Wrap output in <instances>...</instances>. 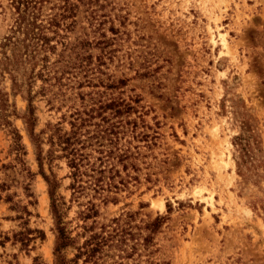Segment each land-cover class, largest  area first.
<instances>
[{
    "label": "rangeland",
    "instance_id": "374dc122",
    "mask_svg": "<svg viewBox=\"0 0 264 264\" xmlns=\"http://www.w3.org/2000/svg\"><path fill=\"white\" fill-rule=\"evenodd\" d=\"M99 4L103 8L98 15L103 16L93 21L95 27H88L80 12L78 28L66 39L91 40L104 33L114 39L111 57L99 62V50L91 49L85 76L58 80L52 67L60 49L57 44L53 54L46 53L43 74L50 77L44 82L34 78L31 86L33 132H43V154L48 149L46 138L59 130L68 132L77 111L91 110L96 116L100 102L110 97L127 101L137 96L135 116H142L152 139L147 144L131 142L137 170L128 172L137 180L116 195V204L100 205L96 220L105 223L129 214L138 225L164 216L149 248L155 263L264 264V0H99ZM12 12L9 0H0V40L9 34ZM100 21L104 24L97 27ZM110 24L119 30L117 36L107 31ZM40 66L37 63L34 74ZM6 72L0 77L6 119L24 148V169L33 176L30 181L24 178L25 171L10 152L7 127L0 126V185L5 186L0 191V264H35V257L37 264H54L47 188L19 119L26 102L20 94H12ZM117 79H126L125 86L106 89ZM239 121L249 127L244 158H252L240 168L241 175L235 168V158L241 156L233 141L240 132ZM97 122L98 117L92 119L83 131L92 130L91 124ZM49 170L58 180L55 194L62 198L63 222L73 237L80 231L79 212L89 196L71 198L64 158H54L50 164L44 159L42 171L49 175ZM26 183L33 206L24 196ZM13 204L27 205L31 213L27 225L22 224L24 217L15 218ZM24 228L41 230L43 240L27 247L12 242V234ZM74 254L72 248L64 253L67 260ZM146 259L143 253L138 264H147Z\"/></svg>",
    "mask_w": 264,
    "mask_h": 264
},
{
    "label": "trees",
    "instance_id": "16d2710c",
    "mask_svg": "<svg viewBox=\"0 0 264 264\" xmlns=\"http://www.w3.org/2000/svg\"><path fill=\"white\" fill-rule=\"evenodd\" d=\"M9 5L13 10V17L9 34L0 40V77L3 71H7L12 94H20L26 102L19 119L33 147L38 174L47 188L49 212L53 217L54 264H68L78 260L81 264H138L143 253L147 256L145 260L147 264H164L153 262L150 259L153 251L149 249L152 246L153 236L165 220L164 216L157 215L151 220L139 221L138 225L134 224L132 215L129 214L109 219L105 223L96 220L100 214V205L116 204L118 201L116 195L122 189H127L129 181L137 180L128 172V170L132 172L137 170L133 163L136 158L130 149L131 142L147 144L152 139V136L146 133V130L150 128L145 124L142 116H135L138 113L139 98L133 96L125 101L110 97L100 102L96 116H93L91 110L77 111L74 122H69L68 132L59 130L46 138L48 149L44 154L41 147L44 144L41 138L43 132L36 134L33 132L36 117L35 107L32 104L33 96L30 95L31 86L34 78L44 82L50 77L43 74L48 66L46 53L53 54L56 45L59 44L60 49L56 54V60L52 62V67L55 68L54 74L58 73L60 76L58 80L72 74L74 77L77 74L85 76L91 63V49L99 50L97 56L99 62L102 58H106V55L111 57L113 50L110 47L114 39L106 37L104 33L93 35L91 40L87 36L75 38L72 42L66 39L67 33H74L78 28L80 21L76 19V16L80 12L84 13L88 27H95L93 21L103 16L98 15V11L103 6L99 4V0H9ZM92 5H97L98 9H92ZM80 8H83V11ZM96 23L97 27L104 24L102 21ZM95 30L93 33H96L99 28ZM61 31L63 34L60 33ZM107 31L113 36L119 33L112 24ZM52 39H54L53 44H51ZM37 63L41 66L34 74ZM135 73L137 76H143L138 71ZM126 82V79L111 81L106 89L114 90L123 87ZM5 96L6 93L0 91V126L7 127V133L11 136L12 142L10 152L14 154V160L19 163L21 171H25L24 178L30 181L33 175L24 169L22 156L25 153L20 144V137L6 119V100L3 99ZM105 112L108 116L103 114ZM132 115H134L133 118H131ZM96 117L99 118V122L91 124L93 129L83 131L84 126H90L88 123ZM239 124L240 132L233 141L241 156V158H235V168L241 175L240 168L251 163L252 158H244L248 153L249 127L245 121H239ZM58 152L59 154H56ZM54 158L66 160L69 172L65 177L70 180L68 189L71 191V198L78 200L80 197L89 196L84 208L79 212L82 221V225L79 226L80 231L73 237L63 222L62 198L55 194L59 187L58 180L51 170L49 175L42 171V161L46 159L50 164ZM146 180L148 181L149 178ZM29 186V183H26L23 186V192L29 199L27 205L33 206L35 202ZM3 189L5 186L1 184L0 191ZM6 201H10L9 196L6 197ZM96 201L98 203H95ZM27 205L19 207L13 204L11 207L18 213L16 219L25 218L23 225H27L28 218L31 216ZM43 238L41 230L24 228L23 231L13 233L11 240L19 243L21 247H27L30 242L36 239L42 241ZM3 239L9 240L6 236ZM79 239H82L81 242L78 241ZM67 248L75 251L72 260L65 258L64 253ZM36 261L37 258H33V263L37 264Z\"/></svg>",
    "mask_w": 264,
    "mask_h": 264
},
{
    "label": "bare ground",
    "instance_id": "6f19581e",
    "mask_svg": "<svg viewBox=\"0 0 264 264\" xmlns=\"http://www.w3.org/2000/svg\"><path fill=\"white\" fill-rule=\"evenodd\" d=\"M221 42L223 43V46H225V45H224V40H223V38H222V41H221Z\"/></svg>",
    "mask_w": 264,
    "mask_h": 264
}]
</instances>
